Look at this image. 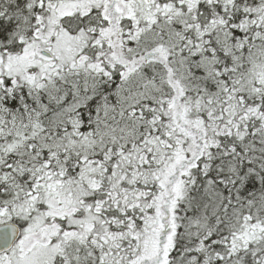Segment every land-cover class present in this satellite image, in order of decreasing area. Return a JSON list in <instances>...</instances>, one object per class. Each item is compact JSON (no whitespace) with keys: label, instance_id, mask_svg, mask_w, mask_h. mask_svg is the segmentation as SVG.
Listing matches in <instances>:
<instances>
[{"label":"snow or ice","instance_id":"6c2138e0","mask_svg":"<svg viewBox=\"0 0 264 264\" xmlns=\"http://www.w3.org/2000/svg\"><path fill=\"white\" fill-rule=\"evenodd\" d=\"M0 264H264V0H0Z\"/></svg>","mask_w":264,"mask_h":264}]
</instances>
